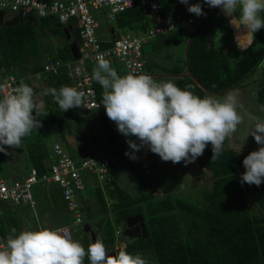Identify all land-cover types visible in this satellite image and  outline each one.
I'll return each mask as SVG.
<instances>
[{"label":"trees","instance_id":"trees-1","mask_svg":"<svg viewBox=\"0 0 264 264\" xmlns=\"http://www.w3.org/2000/svg\"><path fill=\"white\" fill-rule=\"evenodd\" d=\"M156 1L162 15L175 21L192 17L196 20L193 24L195 28L199 25L191 38L187 53L188 41L185 42L177 35L182 28L178 25V28L170 33L149 39L147 45L151 46V51L148 54L143 51V56L146 60L145 66L153 77L159 76L161 81L171 80L181 89H187L203 97L207 93H221L242 85L264 60V28L254 33L253 40L247 48L240 50L233 40L230 21L219 8L214 7L208 14L211 7L204 4L203 0H189V3H201L204 15L197 17L189 13L186 5L181 4L179 0ZM235 16L238 17L237 14ZM260 16L264 18V12L260 13ZM36 21L40 25H37ZM151 22V18L135 5L120 12L113 24L118 30L130 28L135 32L147 34L152 26ZM214 25H223L230 35L228 41L223 43L221 40L216 43L213 38L207 37ZM46 33L65 38L62 28L56 27L48 17L26 20L14 26L0 25V72L18 73V66L23 67L21 70L23 74L29 71L37 72L43 68L45 62H48L45 59L48 51L51 56L49 61L73 60L68 43L51 51L48 43L44 44L41 40ZM184 42L185 53L184 57L179 59V64L169 66L154 61L160 54L170 58L171 53L167 49ZM148 56H152V59ZM29 60H33L34 64L29 66ZM47 78V89L59 90L68 81L62 73L58 76L49 75ZM93 80L99 104L97 112L102 115L114 159L127 171L141 175L146 180L148 174L143 164H147L155 178L162 166L171 189L163 186L164 190L160 193L152 190L146 192L138 185L135 193L139 194L133 196L120 190L113 180L115 188L109 192L112 201H108L101 189L95 188L99 209L106 216V228L103 227L102 230L100 224L94 233L98 238L102 236L106 249L107 245L115 243V230L119 228L121 222L127 217L142 213L147 228L146 236L130 241L126 251L132 254L139 253L147 264H264V182L259 186L241 183L240 174L244 171L242 160L246 155L223 147L220 154L211 159L212 146L206 145L203 154L197 157L194 163L196 175L201 174L205 178L191 182L187 193H173L172 189L178 188V180L175 179L171 184L170 178H177L174 169L181 166L182 161L171 162V167L166 168L167 161H162L152 152L149 154L152 157L150 162L148 154V157L143 158L135 153V159L126 156L125 151L131 150L124 141V135L116 130L115 123L107 117L103 105H100L102 88L95 79ZM28 84L34 93L36 104L34 116L40 121L38 128H41L44 119L43 112L38 106L40 90L33 84ZM47 95L51 97V102H47L50 122L58 129L59 138L67 144L72 127L82 111L80 107H74L63 112L52 95L49 93ZM257 99L259 104L264 106V76L260 82ZM35 130L37 128L30 131L32 141L26 142V148L30 166L41 176L48 171V166L46 167L44 159L39 154ZM129 138L135 140L134 137ZM68 153L75 161L79 160L73 153L69 151ZM41 184V189L50 187L45 183ZM45 196L46 202L53 200L56 203L62 199L60 188L54 193L45 192ZM20 206L6 201L0 202V242L13 234V230L17 233L21 231L25 227L24 219L27 221L31 219L32 209ZM84 210L82 206V211ZM97 231H101L100 235ZM83 261L82 264H85L88 260Z\"/></svg>","mask_w":264,"mask_h":264},{"label":"clouds","instance_id":"clouds-1","mask_svg":"<svg viewBox=\"0 0 264 264\" xmlns=\"http://www.w3.org/2000/svg\"><path fill=\"white\" fill-rule=\"evenodd\" d=\"M179 2L186 5L189 13L197 17L204 15L201 3ZM203 3L219 8L229 21L239 10L240 25L253 36L264 28V18L260 16L264 12V0H203ZM92 77L102 87L100 105L115 123L116 130L126 138H136L126 139L131 151L126 150L124 154L130 159H135L136 151L147 146L162 161L190 163L203 154L208 143L212 146V159L220 154L226 138L232 137L244 123L235 90L222 98L199 97L171 80L156 81L148 74L131 72L119 75L102 53L96 57ZM47 93L63 112L82 103V93L71 86H61L59 90L49 88ZM35 108L34 93L27 84L0 97V152L6 151L4 146H19L32 129L39 127ZM249 134L260 147L243 158L240 181L259 186L264 182V115L247 114V130L232 145L238 154ZM95 188H100L97 183ZM116 231L119 234L115 235V243L109 249L115 253L110 255L102 240L90 243L85 249L64 228L26 227L18 233L13 230V234L0 243V264H82L85 255L90 264H147L139 253L126 251L125 238L120 241L122 247L116 248L118 237L122 235L120 228Z\"/></svg>","mask_w":264,"mask_h":264},{"label":"built area","instance_id":"built-area-1","mask_svg":"<svg viewBox=\"0 0 264 264\" xmlns=\"http://www.w3.org/2000/svg\"><path fill=\"white\" fill-rule=\"evenodd\" d=\"M138 5L142 13L152 19V26L148 33L135 32L130 28L118 31L111 39L112 46L107 49L100 48L102 35L98 34L99 24L93 11L105 9V18L109 23H115L117 15L133 6ZM0 11H10L22 22L30 19L51 18L61 25H73L79 31V58L70 61L55 60L46 63L37 72H29L19 77L11 72L6 76L0 74V97L11 94L21 84H28L32 78L43 79L49 75L58 76L65 74L70 86L82 93V103L79 106L83 111H92L99 107L97 93L94 87L92 72L88 65L96 63L98 54H103L105 59H116L133 74H148L143 56V46L149 39L170 33L178 27L195 23V19L173 20L160 12L156 0H0ZM178 25V27H177ZM121 30V29H119ZM24 82L19 84V81ZM134 139H136L134 137ZM138 143V141H137ZM143 158L150 151L143 146L136 151ZM53 162L46 173L39 176L38 171L32 167L29 175L23 180L4 177L0 174V202L6 201L13 205L28 204L35 206L31 190L37 183L47 185L56 184L61 191V197L68 212L75 215V224L83 223L82 198L85 193V180L89 175H94L97 185L104 188L112 181L110 173L111 161L108 157H85L75 161L60 143L52 146ZM148 172L147 164H143ZM67 234L70 235L69 230ZM116 231L115 235L118 236ZM71 236V235H70ZM1 241L0 243H3ZM118 241L116 248H121Z\"/></svg>","mask_w":264,"mask_h":264},{"label":"rangeland","instance_id":"rangeland-1","mask_svg":"<svg viewBox=\"0 0 264 264\" xmlns=\"http://www.w3.org/2000/svg\"><path fill=\"white\" fill-rule=\"evenodd\" d=\"M93 12H94L96 19L98 21V24H99L97 35L98 34L100 35V33H104V37L106 39H109V35L107 34L109 22H107L105 19V14L107 13V11L105 9H98V10L93 11ZM236 14L238 15V19H239V10H237L235 15ZM5 15H6V17H15V14L10 12V11H5ZM151 21H152V19H151ZM151 24H152V22H151ZM220 24H221V22H220ZM194 30H195V25L190 24V25H187L185 27H182L178 31L177 35H180L184 39V41L187 42ZM233 35H234V32H233ZM207 37L213 38V40L216 43L221 42V40L223 43H225L226 41L229 40L230 35L227 33V31L223 27V25H220V26H215V27L210 28ZM62 39L65 40L63 37H62ZM233 40H234L236 46L240 50H244V48H242L237 43L238 39L236 40V38L234 36H233ZM185 42L182 44H177L175 46H172L170 49H167L168 52L171 53L170 58H167L164 54H160L154 58V61H156L162 65H169V66H170V64H179L180 63L179 59L181 60L184 57L185 45H186ZM143 51H145L147 54L150 53L151 46L145 44L143 46ZM115 63H116V67H117L116 68L117 73L119 75H124L127 73L125 66H123L122 63L118 62V60ZM32 64H34V63L28 61L29 66ZM18 67H19V69H23L22 66H18ZM19 71H20L19 74L21 75L23 72H21V70H19ZM0 74L2 76H6L8 73L1 72ZM23 75L24 74H22L21 76H23ZM263 76H264V60L260 63L257 70L253 73V75L251 77H249L244 83H242V85L237 86L235 88H230V89L225 90L224 92H221V93H207L206 94V95H214L218 98H222L225 93H227L231 90H235L238 93V100H239V103L241 105L240 111H241V114L244 116V123L238 126L237 132L235 134H233L232 137L226 138V140L224 141L223 147L230 149V150H235L232 146L233 143L238 142V139L242 138L244 133L247 130V114L248 113L255 114V115H264V106L259 104L258 99H257V93H258V90L260 87V82H261ZM153 79L156 81H161V78L159 76L153 77ZM24 80L25 79H23L22 81H19V84L23 83ZM81 111H82V113L79 115V118L77 119L79 125L84 126V127H91L93 125H96V122H95L96 119L93 117L94 113H92L91 111H83V110H81ZM88 112H90L92 114H90ZM29 135L30 134H27L22 139V143L19 146L12 147L13 148L12 153L7 152L6 147H8V146H4L5 150H6L5 152H0V171L3 172V175L13 173L14 174L13 178H15L17 180H23L29 175L31 166L28 162V153L26 152V149H25V142L32 141L31 136H29ZM51 137L47 138V136L45 135L44 139L49 140ZM53 139H55V138L53 137ZM61 143L63 144V148L65 150L67 149L70 152H74L76 158H78L81 155L77 150L74 151L73 148L69 147L66 143H63V142H61ZM207 145H211V144L208 143ZM259 147H260V145H258L254 141L253 137L249 134L243 143V148H242V151L240 153L247 155L250 151L257 150ZM78 153H79V155H78ZM149 154L150 153H148V155ZM148 155H147V157H148ZM151 158H152L151 155H149V157H148L149 162H150ZM167 163L168 164L166 165V168H167V166H168V168H170L171 167V161H167ZM174 173L177 174L176 175L177 178L176 177L174 179L170 178V183L173 184L174 180L177 179L178 180V188L172 189L173 193H177V192L187 193L189 191V189H187V188H189V184L191 182H194L195 179L200 180L201 178H205L204 175H201V174H199L198 176L196 175L197 169L194 167L193 162H190L189 166H187V168H186V166H184V163H181V166H178L174 169ZM147 174H148L147 175L148 180H146L144 177L136 174L137 177L133 178V176H132V178H133L132 184L129 183V184L125 185V183H124L122 185V184L117 183L118 188L120 190H124L126 193H129L130 195H133V196L134 195L137 196L139 194V193H135V192H137L136 190L138 189L139 186H142L146 190V192H147V190H149V191L152 190L155 193H160L164 190L162 188L163 186L166 189L171 190L167 176H165L162 166L160 168V171L158 173L157 178H155L153 176V173H151V171L149 169H148ZM96 183H97V181H96L94 175H89L87 177V180H85V193H83V197L86 195L87 199H89V200L96 199L95 191H93ZM135 184L139 185V186H136V189H134ZM41 186H42L41 183H37L36 185L33 186V189L31 190L32 198L35 202V206L32 208L31 218L34 219L37 227L36 226L32 227L31 225H30V227L31 228L43 227V228H49V229H54V228H58V227L59 228L66 227L70 232L71 238L78 241L85 249H87L89 244L91 243V237H90L89 233L84 232L83 224L87 223L91 226V228L92 227L95 228L96 227L95 224L99 223L97 227H100L99 225L101 224L102 230H103V227L106 228V226H105L106 225V216L103 213L93 214V215L88 216L87 212L85 211L82 214L83 223L75 224L74 223L75 215L71 212H68L64 206L61 207L60 209L55 208L53 206H48V202H46L45 191H44V189H41ZM114 188H115V185L113 182L111 184H106L105 187L102 188V192L104 193V196L108 201H112L109 192H110V190H112ZM93 203H94V205H96V207L94 209L97 210V208L99 207L97 199H96V201L94 200ZM109 203H111V202H109ZM109 203H108V205L111 206ZM26 207L29 208V205L28 204H26V205L22 204L20 206V208H26ZM93 207L94 206L91 205L92 209H93ZM97 232H99L98 234L100 235L101 231H97ZM98 239L103 241V238L101 235L99 236ZM121 240H124L122 235L118 237V241L120 242ZM129 242L130 241H127V243H129ZM107 246L109 249L111 248L110 245H107ZM127 252H129V251H127ZM129 253H131V252H129ZM83 259L85 261H87L88 260L87 255H85V257ZM85 264H90L89 260L87 262H85Z\"/></svg>","mask_w":264,"mask_h":264},{"label":"crops","instance_id":"crops-1","mask_svg":"<svg viewBox=\"0 0 264 264\" xmlns=\"http://www.w3.org/2000/svg\"><path fill=\"white\" fill-rule=\"evenodd\" d=\"M229 18L231 19V21H233L236 24L235 25L236 30L241 29V28H245L243 25H240L239 19L235 15L233 16V18H231V17H229ZM106 21H107V19H106ZM52 22L56 26V22L54 20H52ZM36 23H37V25H40L38 21H36ZM111 29L114 30V33H117L118 31H124V29L118 30V28L114 24L109 23L108 30H107L108 31L107 34L109 35V39H106L104 37V33H100L102 35V39L104 41L111 40V38H112ZM233 32H234V36H235V31L233 30ZM252 38H253V34H252ZM64 39L65 40L62 39V36L53 35L51 33H46V35L41 40L44 44L48 43L47 45H49L52 48L51 51H55L57 48L63 47L66 43H68L69 48H70V41L67 39L66 35H65ZM245 39H247V37ZM47 45H45V46L48 47ZM49 53H50V51L46 52V56L48 55V57L46 58V56H45V59L48 62H45L44 64L50 63V62H55V60H57V59H54L52 61H49V60H51V56H49ZM149 55H151V54H149ZM151 57L152 56H148V58H151ZM107 60H109L111 66L117 71V69H116L117 67H116V63H115V62H117V60L116 59H107ZM29 61L34 63L33 60H29ZM118 62H120V61H118ZM95 66H96V63L90 64V65H88V69L93 73ZM20 70H22V69H20ZM18 71H19V69H18ZM19 72L16 74H18L19 77H22L21 75L24 72L21 75L19 74ZM29 72H27V73H29ZM47 79L48 78H45V77L43 79L41 78L39 80L36 78H32V79L28 80V83L33 84V86H36V88L40 90L38 92V95H39L38 106L43 112L44 125L41 128H37V130H35L36 131L35 132V138L37 141V148L39 150V154H40L41 158L44 159L45 165H46V167L48 166V169H49L50 164L54 160L53 154H52V146L54 143H60L63 146V144L61 143L63 141L61 140V138H59L58 129L56 127H54V125L51 124V122H50V114H49V109L47 107V102L48 101L51 102V97H49L47 95ZM70 84H71V81H66L64 85L70 86ZM97 110H98V108L91 111L92 113H94L93 117L96 119V121H95L96 125H93L91 127H84V126L79 125L78 121L76 120L75 124L72 127V133L69 134V136H68L67 145L69 147L73 148L74 151L77 150L81 154L77 159H83L85 157H108L111 161L110 172H111V175L113 177V180H115L116 183H119L122 185L124 183H125V185L129 184V183L132 184L133 178L137 177V175H136V173L127 171L124 168V166L121 163H119L118 160L114 159L113 153L111 152V150L109 148L110 147L109 146V140H108V137L106 135V132H105V129L103 126L102 117H101L102 115L101 114L99 115ZM88 113H90V112H88ZM92 113H90V114H92ZM45 135L47 136V138H49L51 136L52 137L49 140H46V139H44ZM53 137L55 139H53ZM126 139H130V138L129 137L126 138L124 136L125 142H126ZM6 148H7L6 150L8 153H12V149H13L12 147L8 146ZM25 149L27 152L26 142H25ZM71 153H73L75 155L74 152H71ZM79 153H78V155H79ZM182 163H184V162L182 161ZM193 163H195V161ZM184 165L189 166V163H184ZM0 174L4 177H10V178L14 177L13 173L3 175V172L0 171ZM132 176H133V178H132ZM139 176H141V175H139ZM13 179H15V178H13ZM137 184H135L134 189H136V186H138ZM43 189L47 193H49L50 191L52 193H54L55 190H59V187L54 185V184H51L49 188L43 187ZM93 191H95V186H94ZM94 200L96 201V199H92V200L87 199L86 195L82 198V206L85 209L84 212L86 211L88 216L93 215V214L102 213L98 206H97L98 207L97 210L94 209L96 207V205H94V203H93ZM91 205L94 206L93 207L94 210L91 208ZM48 206H53V207L59 208V209L63 206L65 207L62 199L56 203H54L53 200H50ZM82 213H83V211H82ZM24 221H25V222H23L24 226H25L24 228L30 227V225L32 227H35V226L37 227L33 218L29 219L28 221L24 219ZM98 224L99 223L95 224L96 227L95 228L92 227V229L96 230L97 228H99V227H97Z\"/></svg>","mask_w":264,"mask_h":264},{"label":"water","instance_id":"water-1","mask_svg":"<svg viewBox=\"0 0 264 264\" xmlns=\"http://www.w3.org/2000/svg\"><path fill=\"white\" fill-rule=\"evenodd\" d=\"M213 8L214 7H211L208 14L211 12ZM19 23H22V21L18 19L17 17H6L5 13L3 11H0V25H4L8 27V26L17 25ZM198 25L196 26V28L198 27ZM56 27L62 28L67 39L70 41V51H71L72 58L73 59L79 58L80 56L79 54L80 35H79L78 29L74 27L73 25H61L60 23H57V22H56ZM195 30L193 31V33L191 34L188 40L187 47H186V53H187L188 46L190 44L191 38ZM111 34H112L111 39H113L116 36L113 29H111ZM111 46H112L111 40L100 41L101 49H107V48H110ZM187 67L189 69V64L187 65ZM119 228L121 229L122 236L126 238H135V237L139 238L141 236L145 237L147 233V228H146L142 213H138L136 215L127 217L121 222V224L119 225ZM83 229L85 233H89L91 237V243L95 242L96 240H99L98 237H96L93 229L91 228L89 224L85 223ZM107 251L110 255L115 253L114 250L109 251V248L107 249Z\"/></svg>","mask_w":264,"mask_h":264},{"label":"bare ground","instance_id":"bare-ground-1","mask_svg":"<svg viewBox=\"0 0 264 264\" xmlns=\"http://www.w3.org/2000/svg\"><path fill=\"white\" fill-rule=\"evenodd\" d=\"M229 24H230L231 29L235 31V37L238 39L237 40L238 44L240 46L244 45V47H246L251 42L252 33L251 32H247L246 28H241V29L236 30V28H235L236 24L233 21H230ZM246 37H247L248 40L245 39ZM244 47H242V48H244Z\"/></svg>","mask_w":264,"mask_h":264},{"label":"flooded vegetation","instance_id":"flooded-vegetation-1","mask_svg":"<svg viewBox=\"0 0 264 264\" xmlns=\"http://www.w3.org/2000/svg\"><path fill=\"white\" fill-rule=\"evenodd\" d=\"M145 222V221H144ZM146 225V224H145ZM123 238H125L126 239V241H132V240H135L136 239V237L135 238H126V237H123Z\"/></svg>","mask_w":264,"mask_h":264}]
</instances>
